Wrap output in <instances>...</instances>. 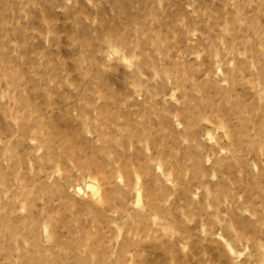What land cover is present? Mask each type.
<instances>
[{
	"label": "rangeland",
	"instance_id": "obj_1",
	"mask_svg": "<svg viewBox=\"0 0 264 264\" xmlns=\"http://www.w3.org/2000/svg\"><path fill=\"white\" fill-rule=\"evenodd\" d=\"M0 264H264V0H0Z\"/></svg>",
	"mask_w": 264,
	"mask_h": 264
}]
</instances>
